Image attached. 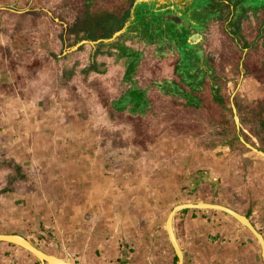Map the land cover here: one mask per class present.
Wrapping results in <instances>:
<instances>
[{
	"label": "rangeland",
	"instance_id": "1",
	"mask_svg": "<svg viewBox=\"0 0 264 264\" xmlns=\"http://www.w3.org/2000/svg\"><path fill=\"white\" fill-rule=\"evenodd\" d=\"M186 1L37 0L28 24L39 26L31 34L37 42L45 28L67 38L64 60L86 62L89 53L95 62L101 43L117 41L136 8L165 27L170 18L181 22ZM151 3L160 11H152ZM228 6L224 18L232 13ZM260 15L248 11L232 34L222 29L223 21L208 26V36L218 42L210 44L211 62L192 63L191 81L183 84L189 103L160 98L152 112L114 113L95 130L93 118L82 114L73 136L67 134L69 121L58 130L46 120L23 143L12 129H0V233L18 234L69 264H175L166 214L176 204L201 201L242 213L264 240V156L256 152L264 153V34L254 33ZM53 54L48 51L47 58ZM30 63L37 74L38 62ZM46 64L53 76L55 62ZM197 64L203 65L199 73ZM176 70L182 72L179 65ZM194 211L216 220L201 264H234L229 250L244 246L222 241L239 238L235 226L241 225L219 209ZM244 230L254 239L253 264H262L260 243ZM0 264L48 262L0 240Z\"/></svg>",
	"mask_w": 264,
	"mask_h": 264
},
{
	"label": "crops",
	"instance_id": "2",
	"mask_svg": "<svg viewBox=\"0 0 264 264\" xmlns=\"http://www.w3.org/2000/svg\"><path fill=\"white\" fill-rule=\"evenodd\" d=\"M36 1L0 0V129H12L20 143L32 137L34 125L40 132L43 129L40 124L46 120L50 122V129L58 130L67 126L65 124L69 121L71 125L67 134L73 136L80 130L76 121L82 114L93 118V127L90 129L95 130L97 124L104 126L107 117L110 120L114 113L142 116L148 111L152 112L160 98L189 103L191 96L188 91L185 92L183 84L191 81L192 63L211 62L209 52L218 42V38L211 39L208 36L210 24L214 26L215 23L217 26V22L223 21L222 29L232 34L235 30L239 31L237 23L243 24L248 11L259 10L261 15L254 33L259 36L264 34V5L256 4L254 0H188L185 2L188 5L187 13H184L181 22L176 23L174 18H170L165 27L147 21L144 12L136 8L129 15L130 22L118 40L110 46L101 43L104 46L101 53H97L98 58L95 56V62L89 53L86 62H80L78 58L68 62L60 55L67 41L62 32L60 35L63 37L59 39L55 37L56 31L48 33L45 28L38 42L32 40L31 34L39 28L28 24L31 11L36 9L32 7H37L34 6ZM226 4L233 10L231 16L228 14L224 18L223 9L228 10ZM141 5L146 6L142 2ZM150 5L152 11H160L155 3ZM148 11L151 15L155 13ZM164 13H156L155 19ZM146 21L149 25H145ZM228 21L230 26L226 25ZM48 51H53L55 58H47ZM30 62H38L37 74L31 73ZM46 62H55L57 71L53 76L47 72ZM174 62H178L182 70L180 74L174 71L177 66ZM202 67L197 64L195 70L199 68V73ZM193 75L195 79L198 74ZM8 137H11L9 133ZM13 143L15 140H12ZM256 152L264 156L259 150ZM188 203L197 204L201 201ZM206 209L216 208H182L171 217L170 228L182 253V264L187 260L190 264H201L200 258L209 247L207 238L214 233L211 229L215 228L216 220L208 218L203 212L194 211ZM235 221L243 227L235 226L239 238L237 234L229 236L230 242L222 243L234 249L244 246L241 251L229 250L230 253L234 252L233 256H229L234 264H253L254 239L245 234L246 227L242 223ZM230 225L229 221L227 226ZM220 228L223 230L225 226L221 225Z\"/></svg>",
	"mask_w": 264,
	"mask_h": 264
},
{
	"label": "water",
	"instance_id": "3",
	"mask_svg": "<svg viewBox=\"0 0 264 264\" xmlns=\"http://www.w3.org/2000/svg\"><path fill=\"white\" fill-rule=\"evenodd\" d=\"M194 207H196V208H201V207L202 208H216V209L222 210V211L230 214L236 220H238L240 223H242L243 226H245L247 228V230L260 243V256H261L262 264H264V240H263V237L261 236V234L242 215L236 213L235 211L229 209L226 206H222L220 204H215V203H209V202H203V203H197V204L188 203V202L179 203V204H176V205L172 206L171 209L168 211V213H167V215L165 217L164 226H165V229H166L167 239H168L173 251L175 252V255H176V258H177V261H176L175 264H182V253H181L178 245L176 244V242L173 239H171L169 230H167V225H168V223H170L171 217H172L173 213L176 210L182 209V208H194ZM241 218H243L245 221H242ZM0 236H1V234H0Z\"/></svg>",
	"mask_w": 264,
	"mask_h": 264
},
{
	"label": "bare ground",
	"instance_id": "4",
	"mask_svg": "<svg viewBox=\"0 0 264 264\" xmlns=\"http://www.w3.org/2000/svg\"><path fill=\"white\" fill-rule=\"evenodd\" d=\"M242 221H245L243 218H241ZM167 230H169L171 239L174 240L171 229H170V223L167 225ZM1 234V233H0ZM1 241H9L18 244L21 247H24L28 249L30 252H32L38 259H41L43 261H47L48 264H69L67 262H64L57 257L47 255V253H42L41 250H39L37 247L32 245L27 239L24 237L18 235V234H4L2 233L0 236Z\"/></svg>",
	"mask_w": 264,
	"mask_h": 264
},
{
	"label": "trees",
	"instance_id": "5",
	"mask_svg": "<svg viewBox=\"0 0 264 264\" xmlns=\"http://www.w3.org/2000/svg\"><path fill=\"white\" fill-rule=\"evenodd\" d=\"M126 17H128V15H127ZM119 27L121 28V25H120V26H118V28H119ZM109 33H110V31H109V32H107L106 34L108 35ZM180 73H181V72H180Z\"/></svg>",
	"mask_w": 264,
	"mask_h": 264
}]
</instances>
